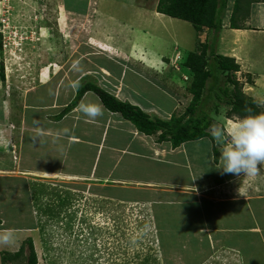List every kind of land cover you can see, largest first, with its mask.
Listing matches in <instances>:
<instances>
[{
    "label": "crops",
    "instance_id": "0c3cea01",
    "mask_svg": "<svg viewBox=\"0 0 264 264\" xmlns=\"http://www.w3.org/2000/svg\"><path fill=\"white\" fill-rule=\"evenodd\" d=\"M158 1L138 4V0H99L95 4L96 11L103 22H111V26L118 23V26L113 37L104 41V48L101 47L104 52L88 53L89 58L81 62L94 64L93 59L100 58L97 63L103 65L94 64L92 69L83 71L82 76H90L99 87L120 101L139 107L152 118L169 120L182 106L187 107L191 99L184 105L180 88H189V82L174 83L178 79L169 71L172 68L169 61L174 55L186 51L180 50L176 40L180 36V40L188 43L189 38H185L187 34L176 27L168 29V24L171 26L178 19L159 14L156 11ZM102 2L131 12V15L127 20L117 21L101 9ZM234 3L235 0L228 1L221 19V30L216 35L208 28L197 31L190 24L197 32L198 46L209 44L216 36L211 42L216 55L235 60L239 71L230 75L242 84L247 96L264 105V0L242 1L234 14L236 28L231 26ZM106 10L110 12L108 8ZM160 28L166 29L168 37L175 41L169 59L163 57L165 54L151 57L148 52L149 44L164 42V36L156 35ZM209 32L212 38L207 40ZM126 43L131 47L128 53L124 50L123 44ZM198 46L193 51L187 50L186 55L200 52ZM106 47H113L114 53H108ZM110 67L119 70V76L116 77L114 73L118 72ZM144 69L154 72L151 75L154 78L162 77L164 84L159 86L151 82L149 72ZM128 73L135 78V83H126ZM61 77L64 78H57L56 85L51 84L55 79L51 77L27 90L19 110L9 102L7 106L3 105L4 100H0V196L3 195V199L25 197L31 220L28 228H7L5 218L0 215V237L34 231L33 190L37 183L40 187L65 184L74 192H82L91 198L108 201L115 200L111 199L114 197L139 199L118 202L137 203L149 208L153 225L159 233L161 264L167 261L159 221L175 212L187 220L200 221L201 226L194 232L204 239L208 251L228 246L230 250L238 251L239 248L248 255L254 239L264 235V168L253 176L223 173L220 159L218 164L214 162L213 145L220 152L221 145L213 137L186 142L176 149L170 142L155 143L153 137L140 133L120 114L109 112L93 92H86L74 110L57 120L55 117L74 99V83L79 80L73 76ZM65 83L70 86L69 95L67 98L63 96V103H60L58 93L61 94L59 91ZM47 87H50L47 94L40 91ZM152 91L169 98L170 107L154 106L151 95H148ZM47 95L51 102L44 101ZM86 111L99 114L93 118L87 116ZM228 111L227 107L221 108L220 114L214 117L215 126H224L229 119L226 117ZM210 134L212 136L211 130ZM239 211L244 212L250 222L227 227L224 220ZM193 213L200 214V217ZM212 216H216L220 223L217 222L215 228L206 227ZM173 221L165 223L167 233H174ZM226 236L229 240H225ZM231 236H238L240 243L232 242ZM217 239L223 241L216 242Z\"/></svg>",
    "mask_w": 264,
    "mask_h": 264
},
{
    "label": "rangeland",
    "instance_id": "374dc122",
    "mask_svg": "<svg viewBox=\"0 0 264 264\" xmlns=\"http://www.w3.org/2000/svg\"><path fill=\"white\" fill-rule=\"evenodd\" d=\"M152 1L150 0V2ZM98 2L99 0H0V65L4 66V80L0 76V100H4L1 102L3 105L7 106L9 102L13 108L19 110L22 107V97L27 90L40 85L51 77L55 78L52 85L58 83L57 78H64L61 77L62 75H67V79L73 76L79 80L82 79V83L86 82L87 79L83 78L82 72L92 69L94 64H101V62L97 63L101 60L100 58L93 59L95 60L94 64H81V62L89 58L88 53L104 52L101 50L104 41L113 37L114 30L118 26V23L111 26V22L109 24L103 22L104 19L96 11L95 4ZM140 3H149V0H138V4ZM107 8L110 12H107ZM101 9L108 15H115L117 21L127 20V17L130 16L129 12H124L121 8L106 2H102ZM167 27L168 29L176 27L187 34L185 38H189L188 43L180 40V36L176 40L180 50L193 51L198 46L197 32L189 22L177 20L175 24L173 23L171 26L168 24ZM176 28L175 30L179 33ZM165 31L166 29L160 28L156 32L158 37L163 38L164 36L162 40L164 42L157 41V44L153 42L148 45L151 57L165 54L163 57L169 59L168 54L174 47L175 41L170 39ZM211 35L209 32L207 40L212 38ZM203 44L198 46L199 50ZM123 45L124 50L127 53L130 52V45L127 43ZM213 48V46L210 47L211 50ZM106 49L108 53H114L113 47H106ZM186 51H184V55L188 53ZM107 64L113 66L109 62ZM177 66L179 70L174 66H171L172 70L169 68V71L178 79L174 83L187 84L189 81L181 79L185 73L189 77V72L183 69L181 63H178ZM110 68L118 72L114 73L116 77L119 76V70L114 67ZM183 70L184 72H182ZM144 71L149 72V76L154 73L151 70L144 69ZM58 75L59 77H56ZM142 77L147 79V76ZM150 78L151 82L159 86L164 84L163 78L160 76L157 78L151 76ZM79 80L74 83V86L81 83ZM88 80L91 81L90 78ZM129 82H136L130 73L127 74L126 79V83ZM68 85L65 83L62 90L59 91L61 94L58 93L60 103H63V96L67 98L69 95L67 90L70 89V86ZM49 89L50 87H47L40 91L47 94ZM230 89L232 88L230 87ZM180 92L185 105L192 98L189 88L181 86ZM148 95L149 97L151 95L150 99L153 105H158L162 109L164 106L169 108L172 103L169 98L157 95L155 91L148 92ZM44 101L51 102V97L47 95ZM185 109L186 107L182 106L174 115L182 116ZM42 186L40 187L37 183V187L33 190L36 222L34 231L29 234H8L0 237V264H2L3 253H16L28 238L33 241L37 264H161L158 232L153 225L149 208L145 205L144 208L139 207L140 204L137 203H119L140 201L139 199L114 197L111 199L115 200L108 201L84 196L82 192H74L73 188L71 189L65 184ZM7 213L11 217L10 215L5 217ZM27 214L28 205L25 197L12 196L9 199H3V195L0 196V215L7 220L8 227L28 228L30 219L25 220ZM20 215L24 216L23 220L17 218ZM193 215L200 217V214L193 213ZM177 216L178 212H175L173 215H169L166 220L172 222ZM216 216L207 220L209 228H215L216 223H220ZM244 216L245 213L239 211L224 221H226L227 227H232L235 223L237 226H243L250 222V219ZM166 220L161 219L159 224L163 239L169 238L171 235L170 240L175 249L169 251L170 258L175 261L173 264H188L182 262L178 256L182 247L181 239H172L173 234L166 232ZM229 221L232 224H229ZM200 226V221H198L195 227L193 225L183 227V231L188 229L191 232L192 236L189 234L187 238L193 240V244L197 242L198 238H202L195 235L194 232V229ZM180 237H183V233H180ZM230 239L236 244L241 240L238 236H231ZM255 241L260 246L253 243L249 248L248 255H244L239 248L238 251L230 250L231 247L228 246L222 249L217 247L213 251L204 248L202 254L208 255V257L202 264H261V260L264 259V239L259 236L258 239L255 238ZM227 243L230 242L227 241ZM203 245L205 247V244ZM186 246H190V244L187 243ZM163 247L165 249L164 242ZM193 253H189V256L191 254V257H195L196 255ZM27 254V249H25L24 255L20 259L9 261L6 264H26ZM203 255L192 259V264H200L205 259ZM183 258L185 260L187 257L183 255L181 259ZM165 259L167 261L165 264H170V260Z\"/></svg>",
    "mask_w": 264,
    "mask_h": 264
},
{
    "label": "trees",
    "instance_id": "16d2710c",
    "mask_svg": "<svg viewBox=\"0 0 264 264\" xmlns=\"http://www.w3.org/2000/svg\"><path fill=\"white\" fill-rule=\"evenodd\" d=\"M228 1L159 0L156 11L159 14L189 22L197 31L208 28L216 35L221 30V19ZM242 1L249 0H235L232 28H236L234 14ZM213 38L215 39L216 36ZM211 42L203 44L200 52H190L181 65L183 69L189 71V93L192 96L182 116L178 117L173 114L169 120L152 118L139 107L122 102L99 87L90 76H84L83 78L87 79L86 82L82 83V79L79 80L81 83L75 86L74 99L55 119H62L79 105L86 92H93L109 112L120 114L140 133L153 137L155 143L170 142L172 148L176 149L183 143L211 137L210 130L215 126L214 116L220 113L222 107L229 108L226 114L229 119L264 113V105L245 95L242 84L230 75V73L239 71L235 60L216 55L214 48L210 49ZM0 76L4 80L2 64L0 65ZM89 78L91 81L88 80ZM213 153L214 162L217 164L220 153L215 146ZM25 249L28 252L25 258L26 264H37L31 238L26 239L16 253H3L2 264L20 259ZM261 264H264V259Z\"/></svg>",
    "mask_w": 264,
    "mask_h": 264
},
{
    "label": "clouds",
    "instance_id": "9594fccd",
    "mask_svg": "<svg viewBox=\"0 0 264 264\" xmlns=\"http://www.w3.org/2000/svg\"><path fill=\"white\" fill-rule=\"evenodd\" d=\"M95 117L96 111H86ZM213 139L221 145V169L225 174L256 175L264 168V113L228 119L223 127L213 126Z\"/></svg>",
    "mask_w": 264,
    "mask_h": 264
},
{
    "label": "bare ground",
    "instance_id": "6f19581e",
    "mask_svg": "<svg viewBox=\"0 0 264 264\" xmlns=\"http://www.w3.org/2000/svg\"><path fill=\"white\" fill-rule=\"evenodd\" d=\"M103 10V9H102ZM104 12V11H103ZM131 12H129V15H131L130 14ZM113 15V14H112ZM113 16H115V15H113ZM9 213H7L6 215H5V217H9ZM195 217H197L196 215H194ZM10 217H11V215H10ZM185 216L184 215H178L175 219H174V221H173V225H174V233H173V236H172V239H181V244H182V247H181V249L179 250V254H178V256L180 257V260L182 261V262H187L188 264H192L193 263V261H192V259H194V258H196L198 255L200 256V255H203L202 254V250H204V248H206V247H204V240L202 239V238H198V240H197V242L195 243V244H193V240H189L188 238H187V235H191V232L188 230V229H186L185 231H183L184 229H183V227L185 226V225H193L194 227L198 224V222L197 221H194V220H187V218H184ZM194 217V218H195ZM234 217H235V215H234ZM17 218H19V219H21V220H23L24 219V216L23 215H20L19 217H17ZM248 218V217H247ZM27 219H29V217H28V214L25 216V220H27ZM7 220H5V226H7V222H6ZM31 221V220H30ZM30 221H28V223H30ZM156 222V221H155ZM263 223H264V220H263ZM206 226H209V224H207ZM8 227V226H7ZM8 228H13V227H8ZM180 233H183V237L181 238L180 237ZM159 234V233H158ZM192 236V235H191ZM263 236V237H262ZM262 236H260V237H262V239H264V235H262ZM19 237V236H18ZM170 237H171V235H169V238L168 237H166V238H164V244H165V249H164V251H165V255H164V258H167V259H169L170 260V264H173V263H175V261H173V259L172 258H170V254H169V251L170 250H172V249H175L174 247H173V245H172V243H171V240H170ZM226 238V239H225ZM225 238H222V239H225V240H229V238L226 236ZM185 239H186V241H185ZM194 239V238H193ZM221 241H223V240H221ZM249 241H251V240H249ZM187 243H189L190 244V246H186V244ZM255 245H258V246H260L258 243H256V241H255V239H254V242H253ZM191 250V251H190ZM186 251V252H185ZM193 253V252H195V253H193L194 255H196L195 257H191V254H190V256H189V253ZM207 252V251H206ZM205 252V253H206ZM183 255H185V257H187L185 260H184V258L183 259H181V256H183ZM204 256V255H203ZM204 257H206V256H204ZM201 262V261H200Z\"/></svg>",
    "mask_w": 264,
    "mask_h": 264
},
{
    "label": "built area",
    "instance_id": "2783aa9c",
    "mask_svg": "<svg viewBox=\"0 0 264 264\" xmlns=\"http://www.w3.org/2000/svg\"><path fill=\"white\" fill-rule=\"evenodd\" d=\"M186 56H187V55H183V54H180V53L178 52V53H176V54L174 55V58L170 61V63H172V61H173L172 66H174L177 70H179L177 64H178V63H181V65H182V63H184V60H185ZM183 80L188 82V81H189V77H188L187 75H184V76H183ZM143 206H144V205H141V204L139 205V207L144 208ZM145 207H146V206H145Z\"/></svg>",
    "mask_w": 264,
    "mask_h": 264
}]
</instances>
